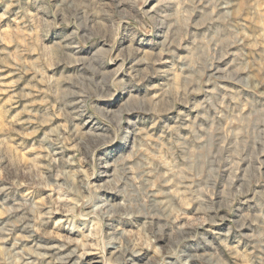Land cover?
I'll return each instance as SVG.
<instances>
[{
	"label": "rangeland",
	"instance_id": "1",
	"mask_svg": "<svg viewBox=\"0 0 264 264\" xmlns=\"http://www.w3.org/2000/svg\"><path fill=\"white\" fill-rule=\"evenodd\" d=\"M0 264H264V0H0Z\"/></svg>",
	"mask_w": 264,
	"mask_h": 264
}]
</instances>
